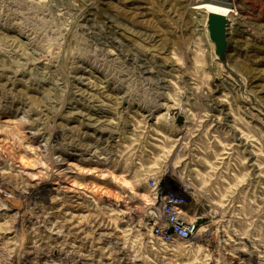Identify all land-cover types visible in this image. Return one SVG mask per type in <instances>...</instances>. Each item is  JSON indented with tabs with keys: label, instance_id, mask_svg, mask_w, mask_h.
<instances>
[{
	"label": "rangeland",
	"instance_id": "obj_1",
	"mask_svg": "<svg viewBox=\"0 0 264 264\" xmlns=\"http://www.w3.org/2000/svg\"><path fill=\"white\" fill-rule=\"evenodd\" d=\"M198 1L0 0V264H264V0L231 69ZM151 178L191 241L152 237Z\"/></svg>",
	"mask_w": 264,
	"mask_h": 264
},
{
	"label": "built area",
	"instance_id": "obj_2",
	"mask_svg": "<svg viewBox=\"0 0 264 264\" xmlns=\"http://www.w3.org/2000/svg\"><path fill=\"white\" fill-rule=\"evenodd\" d=\"M150 189L154 198L151 211V234L167 247L191 241L197 232V222L187 215L189 198L166 191L160 179L151 178Z\"/></svg>",
	"mask_w": 264,
	"mask_h": 264
},
{
	"label": "water",
	"instance_id": "obj_3",
	"mask_svg": "<svg viewBox=\"0 0 264 264\" xmlns=\"http://www.w3.org/2000/svg\"><path fill=\"white\" fill-rule=\"evenodd\" d=\"M204 13L206 16V34L214 46L213 55L224 68L231 69L229 62V33L234 19H230L227 15L216 11H204ZM180 121H182V119H180Z\"/></svg>",
	"mask_w": 264,
	"mask_h": 264
},
{
	"label": "bare ground",
	"instance_id": "obj_4",
	"mask_svg": "<svg viewBox=\"0 0 264 264\" xmlns=\"http://www.w3.org/2000/svg\"><path fill=\"white\" fill-rule=\"evenodd\" d=\"M192 9L195 10H204L205 12L207 11H216L218 13H222L227 15L230 19H233L234 15L237 14V9L235 6V3H233V1L230 0H200L197 3L194 4L193 7H191ZM176 195H179L181 197H185L182 194H178L176 192H174ZM145 200L148 201L151 205L154 203V198L153 196L150 197L146 194H144ZM187 198V197H185ZM14 204H18L15 201H12Z\"/></svg>",
	"mask_w": 264,
	"mask_h": 264
}]
</instances>
